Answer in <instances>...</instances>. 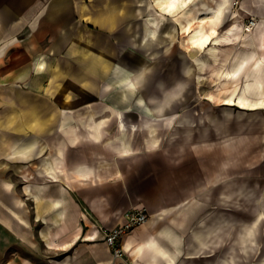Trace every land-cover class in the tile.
<instances>
[{
    "label": "crops",
    "instance_id": "obj_1",
    "mask_svg": "<svg viewBox=\"0 0 264 264\" xmlns=\"http://www.w3.org/2000/svg\"><path fill=\"white\" fill-rule=\"evenodd\" d=\"M147 5L146 0H0V264H116L97 229L84 225L108 213L113 222L131 206L150 216L123 237L128 257L120 264H168L162 255L154 263L155 241L178 259L181 232L160 221L176 219L165 216L175 212L149 211L123 189V200L108 201L110 210L96 196L104 194L100 181L121 179L118 174L136 153L120 154L107 139L118 131L114 124L130 116L129 106L115 99L114 60L123 57L115 43H143ZM132 18L139 21L138 35ZM109 64L113 77H103L100 85L98 75L108 74ZM68 110L76 126L66 133ZM89 112L103 123L98 139L80 124ZM25 143L30 147L19 151Z\"/></svg>",
    "mask_w": 264,
    "mask_h": 264
},
{
    "label": "rangeland",
    "instance_id": "obj_2",
    "mask_svg": "<svg viewBox=\"0 0 264 264\" xmlns=\"http://www.w3.org/2000/svg\"><path fill=\"white\" fill-rule=\"evenodd\" d=\"M146 1L149 4L150 0ZM205 1L214 5L212 0ZM235 15L238 16L239 21V26L233 35L236 38L235 43L225 44L221 47V65H219V68L209 65L206 74H202L207 79L198 82L197 69H193L191 88L188 92V95H190L189 106L185 110L178 107L179 110L171 116L173 120L184 116L185 123L188 122L193 125L191 130L192 141L185 142L178 136V140L172 142L173 144L169 146L170 143L165 138V134L163 135L161 147L151 150L140 149L138 152L136 150V153L132 155L131 163L125 165L124 174H118L121 179L109 176L108 179L100 181L99 188L104 191V194L99 193L96 195L100 204L105 203L106 207L104 209L109 208L108 201L113 203L123 200L124 194L120 192V189H123L128 199L132 202L140 199L141 202L138 203L140 204L142 201L146 203L149 211L158 208V211L175 212L166 213L165 216L176 217V219H163L160 221L163 223L172 222L173 226L181 232L180 259L186 251L191 232L210 213L221 210L235 228L251 222L258 211H264V108L244 109L239 108L237 105L221 104L223 98L232 95L234 83L224 82V78L220 77L221 74L216 72L217 70L233 69L244 55L252 51L255 53L254 57L244 63L240 70V78L235 81L237 89L233 94V98H236L235 94L240 93V84L242 85L247 76L257 78L259 84L257 86L264 92V38H261L262 35L260 34L261 31H264V0H230V3L219 16L215 15L214 12L197 13L199 20L201 18L206 20L202 24L203 30L209 32L211 28H215L217 33L224 32L231 18ZM177 17V14L167 15L166 28L163 29L166 30L170 25L175 24ZM138 23V19H131V25L136 26L134 28L136 35H138ZM196 25L194 24V27H198ZM248 26L250 30H245ZM174 37L176 40L165 53L163 49H165L167 42ZM186 38L187 34L179 29L174 31L171 36L164 35L162 32L160 40L153 41L149 45L139 44L138 42L115 43L114 50L123 57L115 58L114 67H117L121 62L133 64L134 56L144 57L146 65L153 69L155 76L158 74L169 76L172 69H178L177 61L181 60L182 56H186L192 67L196 68V57L204 56L209 46L201 51L190 49ZM257 58L259 62L256 61L255 63L254 61ZM104 64L108 66L106 63ZM112 67L109 64L108 74L102 77L98 75L100 85L105 83V76L107 78L108 75L109 78L113 77ZM105 70L106 67L100 68V71ZM92 78L95 79L96 76L93 75ZM212 79L220 80L221 83L213 84V82H210ZM254 92H257V94L254 93L255 96H260L257 88ZM119 93H122L121 89L115 92V99L118 102L123 101ZM199 93L200 98L197 97ZM141 95L140 91L130 93L129 105H131L129 108H125L126 114H130L125 125L128 129L136 132L133 136L135 141L138 140L139 131L144 127L142 125H145V127H161L159 121L152 119L136 104L135 98ZM262 95L264 96V93ZM98 97L104 100L107 99L106 93H100ZM122 101L121 104H128L125 101V103H122ZM120 111H122V108H120ZM208 115H215L216 119L219 117L229 118L228 121L224 122V126H227L228 130L223 129L222 136L217 134L218 132L214 126L209 128L212 136L210 144L200 137L199 129L204 120L206 121L205 116ZM211 124L213 123L211 122ZM238 126H240L239 129ZM112 129L114 131L118 129V124H114ZM214 139H217L219 143ZM253 143L256 147L251 150L250 146ZM213 153H216L217 156ZM234 190H237L236 194ZM220 191L233 192L230 197L232 200L222 206L218 200ZM137 208L131 206V208L122 210L119 218L115 219L116 221L113 220V222L109 213L98 222L90 223L87 221L84 229H97L100 241L104 242V230L120 223L127 211L136 210ZM258 229V243L261 246L264 220L260 222ZM230 243L232 242L228 237L225 245ZM172 253L175 254L176 252ZM219 255H222V250H219L215 255L200 257L195 263L207 264L209 259L215 260ZM114 257L116 264H120L124 263L128 256L124 250L121 256ZM253 263L254 261L249 264Z\"/></svg>",
    "mask_w": 264,
    "mask_h": 264
},
{
    "label": "bare ground",
    "instance_id": "obj_3",
    "mask_svg": "<svg viewBox=\"0 0 264 264\" xmlns=\"http://www.w3.org/2000/svg\"><path fill=\"white\" fill-rule=\"evenodd\" d=\"M212 1L214 5L205 0L149 1L144 23L143 43L149 45L153 41L157 42L160 40L162 32L164 35L171 36L174 31L180 29L181 32L187 34L186 41L190 49L201 51L207 46L209 47L204 56L196 57V68L192 67L191 62L186 56H182L181 60L177 61L178 69H172L169 76L163 74L155 76L153 69L146 65L144 57L134 56L135 60L133 64L121 62L117 67L115 66L114 70L116 73L113 77V86L116 90H122V93H119L121 99L128 103L126 105L130 106V93L140 91L142 95L135 98L136 104L138 107H141L144 113L161 123L160 128L142 125L144 127L139 131L138 140L135 141L133 136H135L136 132L128 129L125 124L120 122L116 134L107 139V144L114 147L120 154H132L136 149L151 150L161 147L163 135L165 134V138L170 143L169 146L176 142L179 137L188 143L192 141L191 130L193 125L188 122L185 123L184 116L174 120L171 116L179 110L178 107L185 110L189 106L190 95H188V92L191 88L193 69H197V81L201 82L207 79L202 74H206L209 65L219 68V65H221V47L225 44L235 43L236 38L233 35L239 26L238 16L235 15L231 18L224 32L217 33L215 28H211L209 32H205L202 25L205 19L201 18L199 20L197 13L214 12L215 15L219 16L222 10L230 3V0ZM175 14L178 15L177 22L164 30L166 28L165 21L167 15ZM194 24H197L196 26L198 27H194ZM249 26L245 30H250ZM260 34L262 35L261 38H264V31H261ZM174 40H176L175 37L167 42L165 49H163L165 53L169 50L170 45L174 43ZM254 54L252 51L248 52L233 69L216 71L221 74V78H224V82L234 83L232 95L223 98L220 102L221 104L237 105L239 108L244 109L264 108V96L262 95L264 92L257 86L259 85L258 79L253 76H247L243 80L242 85L240 84L239 87L240 93L235 94L236 98H233V94L237 89L235 81L240 78V70L247 60L254 57ZM256 61L259 62L258 58L254 62L256 63ZM210 82H213V84L221 83L220 80L216 79H212ZM255 88L258 89L260 96L254 95V93L257 94V92H254ZM197 97L200 98V93ZM115 112L121 117V112L117 109H115ZM66 113L68 116L65 117L62 127L68 133L73 130L76 123L72 117L74 112L68 110ZM205 117L208 122L204 120L199 128L200 137L203 140H207L208 144H210L212 136L209 128L214 126L218 132L217 134L222 136L223 129L225 131L228 130L227 126H224V122L228 121L229 118L219 117L216 119L215 115ZM80 124L96 139L101 137L103 123L101 121H94V112H89L87 120L85 122L81 121ZM239 128L240 126H238ZM177 131L179 133H176ZM72 135L73 133L68 136L71 137ZM214 141L219 143L217 139H214ZM28 147H30L28 143L20 144L19 151ZM255 147L256 145L253 143L250 149L254 150ZM176 150L180 151L179 149ZM213 154L217 156L216 153ZM234 192L236 194L237 190H234ZM232 193L220 191L218 197L219 204L222 206L232 200L230 198ZM37 195V193L34 194L35 198H37ZM263 220L264 211L260 210L251 222L234 228L230 219L221 210L216 213H210L191 232V238L187 243V248L182 259L178 257L176 260L175 254L169 253L155 241L153 245L154 263L156 262V256L162 255L167 258L166 262L168 264H198L195 263L198 258L215 255L219 250H222V255H219L215 260L209 259L207 264H249L252 261H254L253 264H264V234L261 238V246L258 243V225ZM228 237L232 243L225 245Z\"/></svg>",
    "mask_w": 264,
    "mask_h": 264
},
{
    "label": "built area",
    "instance_id": "obj_4",
    "mask_svg": "<svg viewBox=\"0 0 264 264\" xmlns=\"http://www.w3.org/2000/svg\"><path fill=\"white\" fill-rule=\"evenodd\" d=\"M149 214L144 209H136L127 211L124 219L113 227L104 230V241L111 249L114 256H121L123 248L121 239L131 228L140 225L147 221Z\"/></svg>",
    "mask_w": 264,
    "mask_h": 264
}]
</instances>
